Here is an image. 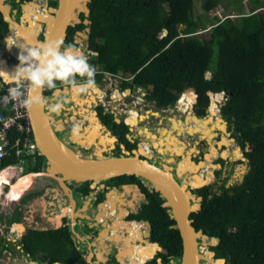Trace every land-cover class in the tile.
<instances>
[{
	"label": "trees",
	"instance_id": "trees-1",
	"mask_svg": "<svg viewBox=\"0 0 264 264\" xmlns=\"http://www.w3.org/2000/svg\"><path fill=\"white\" fill-rule=\"evenodd\" d=\"M197 2L202 3V12H197ZM249 4L251 9L245 0H92L86 16L92 48L98 51L95 63L106 72L136 75L135 82L147 87L149 98L160 105L174 103L178 96L174 91L180 93L185 86L195 88L201 105L209 100L206 92L216 90L210 92L212 101L207 107L221 104L222 91L230 94L221 110L242 147L244 160L238 167L242 173L238 185H227L226 177L197 189L204 199L200 210L191 215L196 230L218 239L213 248L228 264H264V2L250 0ZM219 6L232 9L228 14L235 16L222 21L210 16ZM8 30L0 13V36ZM206 30L209 35L204 37ZM164 31L170 35L162 36ZM215 48L216 65L208 59ZM208 68L213 74L210 79L206 77ZM189 93L194 90L188 87L182 97ZM0 109L10 111L8 105H0ZM9 137L17 145L0 162V169L26 165L23 174L46 170L45 157L32 147L33 134L27 147L23 145L24 133L13 128ZM141 179L122 175L112 182L133 180L142 185ZM209 181L197 185L203 187ZM142 187L149 202L131 218L150 220L153 237L160 238L170 250L174 244L180 247L179 229L171 226L176 224L171 206L163 205L166 197ZM43 191H32L22 201L33 200ZM16 207L22 212L19 205ZM13 221L11 209L0 212V225ZM73 241L70 228L41 230L30 226L20 245L33 257L36 251L49 253V263L79 264L81 261L73 257ZM147 243L156 246L150 239ZM4 250L11 248L0 231V254Z\"/></svg>",
	"mask_w": 264,
	"mask_h": 264
},
{
	"label": "flooded vegetation",
	"instance_id": "flooded-vegetation-1",
	"mask_svg": "<svg viewBox=\"0 0 264 264\" xmlns=\"http://www.w3.org/2000/svg\"><path fill=\"white\" fill-rule=\"evenodd\" d=\"M91 1L0 0V5L4 6L8 15L22 25L17 29L11 27L6 13L0 7L1 16L9 27V30L0 36V42L4 44L0 45V68L5 67L9 74H13L19 65L17 54L20 53L21 47L44 42L63 5L69 2L73 7L62 46L73 45L83 51L88 56L89 63L96 68V75L95 85L87 92L77 93L59 81L54 88H44V100L47 101L44 104L45 111L59 139L86 158H98L100 151L106 158L136 155L163 168L171 166L170 172L178 182L179 177L184 179L185 176L194 177L196 174L204 177L203 182L212 179L201 188L209 187L226 177L227 185L237 184L242 173V169L237 167L244 160V153L236 138L232 136L233 126L222 114L221 109L226 100L221 103L219 111L212 113L206 105L209 100L201 105L198 95L195 97L194 93L182 97L186 88L195 90L194 87L185 86L180 93L174 91L178 95L174 103L160 105L158 100L149 98L147 87L135 82L136 75L103 71L100 65L95 63L98 51L92 48V33L87 26L90 20L86 16L89 14ZM9 38L12 47L7 45ZM0 72L3 70L0 69ZM0 79L6 82L3 77ZM76 79L82 81L83 78L77 76ZM210 92L216 90L206 92L205 97L208 99ZM190 98V104L186 103ZM55 103L61 104L60 110L49 111V106ZM230 144H235V148H231ZM182 167L183 172L180 173L179 169ZM49 175L38 174L33 179V191L44 189L39 196L43 195L44 200L47 199L46 204L31 205V213L27 210L31 216L25 219L26 215L23 214L21 227L13 230V223L2 226L9 229L8 232L13 230L19 243L18 247H21V237L27 233L30 226L41 230L67 227L74 233L76 250L73 257L81 261L79 264H182L184 246L181 234V246L174 244L170 250L162 244L160 238L147 235L149 225L145 221L148 219L131 218V215L138 214L142 206L149 202L142 185L155 191L149 180L142 177V185L133 180L114 183L112 181L115 177L105 182L68 183L64 180L67 185L65 186ZM40 176L46 179L37 183ZM51 181L56 184H51ZM188 187L198 196V199H192V203L201 208L204 195L196 192L201 188L193 187L191 183H188ZM25 189L27 187L24 185L23 192ZM75 191L83 198L80 208L76 206ZM56 192L59 194L54 197ZM59 195L66 199L63 210L59 209V214L52 215L48 202L59 204ZM43 198L41 197V200ZM32 201L34 204L35 201ZM133 221L142 224L141 234L136 237L130 236L129 232L122 228L126 222ZM116 223L118 230L114 229ZM79 224L88 228L83 235L76 228ZM171 226L177 227V222ZM194 230L200 231L196 230L195 226ZM149 239L156 246H149ZM204 239L210 240L207 249ZM196 241L199 264H228V260L217 256L213 248L218 243L217 238L208 237L201 231L196 235ZM155 248L157 249L154 250ZM19 249L22 258L32 260L33 264H68L47 262L52 255L43 251H36L33 257L22 247ZM6 251L8 254L4 257ZM13 254L12 249L4 250L0 254V264H11L7 260L14 261L11 259Z\"/></svg>",
	"mask_w": 264,
	"mask_h": 264
},
{
	"label": "water",
	"instance_id": "water-1",
	"mask_svg": "<svg viewBox=\"0 0 264 264\" xmlns=\"http://www.w3.org/2000/svg\"><path fill=\"white\" fill-rule=\"evenodd\" d=\"M68 5L70 6L71 4L69 3ZM0 7L6 13V19L10 22L11 27L17 29V27L22 26L8 15L4 6L0 5ZM68 8H64V10L62 8L60 10L58 18L55 19L56 25H53L52 29L47 33L45 41L63 42L66 37V29L70 18V9ZM43 92L44 88L34 92L28 91V99H32L33 101H38L41 98L44 99ZM28 113L33 130L34 142L32 147L37 148L45 157L43 165L46 166V170L40 173L34 172L35 174L49 175V169H55L56 175H61L63 181L66 180L68 183L74 181L105 182L122 175H136L146 178L153 184L155 191H159L161 195L166 197L167 201L163 205L171 206L172 215L177 222V227L183 240L184 251L182 264H199L196 235L201 230L195 232L193 219L191 218L192 212L200 209V206L192 203V199H198V196L196 193H193L187 183L184 182L181 184L176 180L170 172L171 166L168 165L163 168L146 158H141L136 155L106 158L103 157L101 151L98 153V158H86L80 152L74 151L63 142L71 150V153H66L58 149L50 138L49 131L60 140L49 123V120L46 126L44 116L48 117V115L45 111V106H42L38 102H33L31 107H28ZM179 172L182 173L183 170L179 169ZM56 191L59 192V189L56 188ZM58 220L60 222L59 216ZM145 222L149 225L147 235L150 236V221L146 220Z\"/></svg>",
	"mask_w": 264,
	"mask_h": 264
},
{
	"label": "clouds",
	"instance_id": "clouds-1",
	"mask_svg": "<svg viewBox=\"0 0 264 264\" xmlns=\"http://www.w3.org/2000/svg\"><path fill=\"white\" fill-rule=\"evenodd\" d=\"M245 1L249 3L250 0ZM224 15V18L219 15L220 18H222L221 21L235 16L226 13V10ZM207 31L208 30H206V32ZM7 45L12 47L11 38L8 39ZM17 59L19 60V65L16 67L13 74L0 72V77H3L6 81L10 80L16 85V87L10 89V96L13 99L24 97L25 92L23 89L25 88L29 92H34L45 87L51 89L56 86L57 81L70 86L77 93L87 92L95 85L94 78L96 75V68L89 63L88 56L73 45L62 46V41H45L30 46H22ZM210 75H212V73H210ZM77 76L83 78L82 81H78L76 79ZM212 76L209 77V79L212 78ZM223 93L226 92L223 91ZM194 94L197 95L195 90ZM228 98L229 93H226L225 100L227 101ZM33 102H38L42 106L47 103L43 98L38 101H33L32 99L22 100L25 107H31ZM60 108L61 104L55 103L49 106V111L56 112L59 111ZM10 166L13 167L14 165ZM10 169L13 170L15 168ZM30 173H25L21 176ZM16 181V178L10 176V181L2 184L0 189V200H8L7 197L11 193L12 185L16 183ZM22 197V195L19 196V199L16 201H20ZM0 206H2L1 203Z\"/></svg>",
	"mask_w": 264,
	"mask_h": 264
},
{
	"label": "rangeland",
	"instance_id": "rangeland-1",
	"mask_svg": "<svg viewBox=\"0 0 264 264\" xmlns=\"http://www.w3.org/2000/svg\"><path fill=\"white\" fill-rule=\"evenodd\" d=\"M198 4H197V12H202V3L201 2H197ZM233 10L231 9V10H226V13H231ZM225 10H224V8L221 6V7H217V8H215L214 10H212V11H210V13H209V15L210 16H218V17H220V16H222V18H224L225 17ZM220 15V16H219ZM221 18V19H222ZM165 35H170L169 34V31H166V32H163V34H162V36H165ZM209 35V32H205L204 33V37L205 36H208ZM198 40H200V41H203V44H204V39H202V37L201 36H198L197 35V37H196ZM84 44V43H83ZM0 45L2 46V45H4V44H2L1 42H0ZM216 53H217V49L215 48V51H214V53H213V55L211 54L210 55V52H209V54H208V59H211L212 60V63L214 64V65H216ZM10 70H11V68H9ZM12 72V70L10 71V73ZM210 73H212V71H211V69L210 68H208L207 69V71H206V75H207V78H209V77H211V75H210ZM213 75V74H212ZM96 91V90H95ZM185 97V96H184ZM225 98H226V93H223V98H222V101H221V103H223L224 102V100H225ZM209 101H212V97L210 96V99H209ZM194 103H196V102H194ZM192 105V104H191ZM219 105H221V104H219ZM215 108H216V110H218L219 111V107H217V106H214ZM210 109V108H209ZM210 111H211V109H210ZM212 112V111H211ZM213 113V112H212ZM209 129L207 128V131H208ZM59 138V137H58ZM233 141H231V143H232ZM230 147L231 148H235V144H230ZM181 163V162H180ZM24 164H26V163H24ZM180 165L181 164H179V167H180ZM44 166V165H43ZM239 167V166H238ZM237 167V168H238ZM44 168L46 169V166H44ZM13 171V172H12ZM27 171V167H26V165H25V168H24V171H20V169H18V168H15V170H11L10 171V174H6V176H13L14 178H16L17 179V181H16V183H19L20 182V180L22 179V177H20L22 174H23V172H26ZM34 173H32V175H33ZM37 175V174H36ZM197 175V174H196ZM20 177V178H19ZM49 177H50V175H49ZM194 178H195V176L194 177H191L190 175H188V176H185L184 177V179H182L181 177H179L178 179H179V182L182 184V183H191L192 184V181L194 180ZM46 178L45 177H42V176H40V177H38L37 178V183H40L41 181H44ZM18 180H19V182H18ZM184 180V181H183ZM10 181V177L8 178V181H3V183H6V182H9ZM2 183V184H3ZM16 183H13V185L14 184H16ZM51 184H56L55 182H53V181H51ZM12 185V186H13ZM31 185H32V183L30 184V187H31ZM78 185H80L79 183H78ZM193 185V184H192ZM234 185H238V184H234ZM2 185H0V187H1ZM29 187V188H30ZM33 187H35L34 185L29 189V188H27V189H25V191H27L28 189H29V191L28 192H26V193H24V192H22V194L24 195V196H27L30 192H32L35 188H33ZM193 187H197V188H201L202 186H199V185H193ZM21 194V195H22ZM20 195V196H21ZM75 198H76V202H77V204H76V206L77 207H81V204L83 203V198L82 197H80L79 196V193L77 192V191H75ZM37 200L38 199H36L35 198V201L36 202H34V205H37L38 206V204H40V202H37ZM0 203L2 204V206H0V212H2V211H8V210H12L13 212L14 211H17V210H15V209H17V207L16 206H20L21 207V209H23L22 210V212H20V214H22V215H20V214H17V213H15L14 212V214H17L18 215V217L19 218H22V216H23V214L24 215H28L27 213V210H29V207H30V203H33V201L31 202L30 200H28L27 201V203L25 202V200L24 201H20V202H18V201H14L13 203L12 202H10V201H8V200H0ZM12 203V204H11ZM11 204V205H10ZM16 225V224H15ZM3 225H0V227H1V232H4V233H6L7 235V239H8V244H9V246H10V248L13 250V252H14V254H13V256L11 257V259L12 260H14V261H11V260H7V262H10L11 264H33L32 263V260H24L23 258H22V256H21V249H19V248H21V247H18V242H17V239H16V237H15V234L12 232L13 230H15V229H11L10 231L11 232H8L9 231V229H4V227H2ZM20 226V225H19ZM76 228H77V230L79 231V233L80 234H82L83 235V233L84 232H86L87 230H88V228L87 227H82V226H80V224L79 225H77L76 226ZM205 241H204V246H205V248L207 249V246L209 245V243H210V240H208V239H204ZM15 241L17 242V243H15ZM205 249V250H206ZM8 253H7V251H6V254L4 255V257L7 255ZM25 254V253H24ZM26 255V254H25ZM25 255H23L24 257H26ZM40 262V261H39ZM39 262H37V263H39ZM44 262V261H43ZM39 264H44V263H39Z\"/></svg>",
	"mask_w": 264,
	"mask_h": 264
},
{
	"label": "built area",
	"instance_id": "built-area-1",
	"mask_svg": "<svg viewBox=\"0 0 264 264\" xmlns=\"http://www.w3.org/2000/svg\"><path fill=\"white\" fill-rule=\"evenodd\" d=\"M16 87L12 81H6L5 84L0 85V105H8L10 111L5 112L0 109V162L11 153V150L17 145L14 144L10 137L9 131L15 128L17 131L24 133V147H27L30 142V135L32 134V125L28 113V107L22 103L23 99H28V90L24 97L13 99L10 96V89ZM197 96V95H195ZM12 166L5 167L0 170V174Z\"/></svg>",
	"mask_w": 264,
	"mask_h": 264
},
{
	"label": "bare ground",
	"instance_id": "bare-ground-1",
	"mask_svg": "<svg viewBox=\"0 0 264 264\" xmlns=\"http://www.w3.org/2000/svg\"><path fill=\"white\" fill-rule=\"evenodd\" d=\"M69 3V2H68ZM68 3L67 4H64L63 5V10H64V8H68V9H70V13H69V16L71 15V12H72V7H73V5H68ZM54 18V17H53ZM54 25H56V23H55V21H54V23H53ZM17 55H19V54H17ZM1 70H3V72H7V73H9L8 72V70L4 67H1L0 68ZM191 98L190 99H188V101H186V103H188V104H190V102H191ZM214 106H217V107H219L220 108V105L219 104H214V105H211L209 108L211 109V111L213 112V113H216L218 110H216V108L214 107ZM186 108V107H185ZM46 116H44V119L46 120V126H47V122H48V117H46ZM191 117V116H190ZM194 119V118H193ZM190 120V119H189ZM209 121V120H208ZM49 128V127H48ZM200 128V127H199ZM206 130V129H205ZM48 131H49V129H48ZM207 131V130H206ZM49 133H50V138H51V140H52V142L54 143V145L58 148V149H61V150H63V151H65L66 153H71V150L68 148V147H66L65 145H64V143L62 142V141H60V140H58L54 135H53V133L51 132V131H49ZM190 165V164H189ZM182 170H183V167L181 168ZM6 174H10V170L9 169H7V170H5L4 172H2L1 174H0V185H2V183H3V181H8V178L10 177H8V176H6ZM49 174H50V176L51 177H54L55 179H57L58 181H60V183H61V185L63 184V185H65V186H67L65 183H64V181H63V179H62V177H59L58 175H56V173H55V169H49ZM22 177V176H21ZM34 177H36V174H31V175H26V176H24V177H22V179L20 180V182H19V180H18V182L19 183H16V184H14L13 186H12V190H11V193H10V195L7 197V199L8 200H12V199H14V200H16V199H19L18 197L22 194V192H23V190H24V185L27 187V188H29L30 187V184L33 182V179H34ZM20 178V177H19ZM204 181V177L202 176V175H195V178H194V180L192 181V184L193 185H196V183L198 182V184L199 183H201V182H203ZM23 184V185H22ZM0 189H1V187H0ZM1 194V193H0ZM24 194V193H23ZM23 194H22V196H23ZM111 200V199H110ZM108 201V200H107ZM113 206V205H112ZM119 208V207H118ZM104 209V208H103ZM122 210V209H121ZM122 213H123V210H122ZM122 213H121V217H122ZM120 223V222H119ZM122 228H125V231L127 230L128 232H129V235L130 236H132V237H136L137 235H140L141 234V230H142V224L141 223H138V222H136V221H133V222H131V223H129V222H126L125 224H124V227H122ZM114 229L115 230H118L119 229V226L117 225V223L115 224V227H114ZM123 233V232H122ZM130 239H127V241H129Z\"/></svg>",
	"mask_w": 264,
	"mask_h": 264
},
{
	"label": "crops",
	"instance_id": "crops-1",
	"mask_svg": "<svg viewBox=\"0 0 264 264\" xmlns=\"http://www.w3.org/2000/svg\"><path fill=\"white\" fill-rule=\"evenodd\" d=\"M246 7L247 8H249V9H251L250 8V4L249 3H246ZM4 80V79H3ZM2 83L0 82V85H1ZM11 168H18V169H20V171H24V168H25V165H23V166H17V165H15V166H13V167H11ZM10 171H11V169H9ZM13 170H15V169H13ZM13 172V171H12ZM30 173V172H29ZM32 173H34V172H31L30 174H28V175H31ZM38 173H40V172H38ZM35 174V173H34ZM38 175V174H37ZM25 176V175H24ZM34 185V181L32 182V185H31V187ZM30 187V188H31ZM29 188V189H30ZM34 188V187H33ZM29 189L27 190V191H25L24 193H26V192H28L29 191ZM59 193H57L56 192V194L54 195V197L56 196V195H58ZM41 197L43 198L44 196L42 195V196H39V197H36V199H38V201L40 202V203H42V205L44 204H46V198H45V200H44V198L41 200ZM58 198V202H59V204H54L52 201H50V202H48L49 204H48V206H49V209H50V211H51V214L53 215H57V214H59L58 212H59V209H62L63 210V204H65V201H66V199L65 198H63V195H59V197H57ZM30 200V199H29ZM34 201H35V198L33 199ZM31 202H32V200H30ZM10 202H12V201H10ZM18 202H20V201H18ZM36 202V201H35ZM13 203V202H12ZM11 203V204H12ZM27 203V202H26ZM10 204V205H11ZM33 206L34 204L33 203H30V206ZM51 205L53 206V207H51ZM16 213H20V212H17V211H15ZM28 212V211H27ZM29 212L31 213V210L29 209ZM28 212V215H26L25 216V219H29L30 217H29V215H30V213ZM14 213V212H13ZM33 213V212H32ZM21 215V214H20ZM31 216V215H30ZM14 219H15V221H13V224H12V226H13V229L14 228H19V227H21V225L23 224L22 222H21V218H19L18 216H17V214H14ZM24 219V218H23ZM16 224V225H15ZM20 225V226H19Z\"/></svg>",
	"mask_w": 264,
	"mask_h": 264
}]
</instances>
